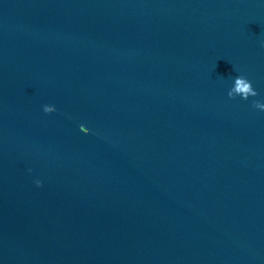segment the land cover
I'll use <instances>...</instances> for the list:
<instances>
[{"label": "water", "instance_id": "water-1", "mask_svg": "<svg viewBox=\"0 0 264 264\" xmlns=\"http://www.w3.org/2000/svg\"><path fill=\"white\" fill-rule=\"evenodd\" d=\"M256 102L261 0H0V264H264Z\"/></svg>", "mask_w": 264, "mask_h": 264}, {"label": "clouds", "instance_id": "clouds-1", "mask_svg": "<svg viewBox=\"0 0 264 264\" xmlns=\"http://www.w3.org/2000/svg\"><path fill=\"white\" fill-rule=\"evenodd\" d=\"M262 3H264V0H261ZM228 95L230 97L240 95L242 98L246 99L249 96L255 97L257 95V92L254 90L251 81L246 79L243 76H237L235 78V87H233L229 92ZM255 107L259 108L261 110H264V103L256 102ZM52 106L50 105H43V111L49 112L52 111ZM31 171V170H29ZM37 186L41 185V182L39 180L35 181Z\"/></svg>", "mask_w": 264, "mask_h": 264}]
</instances>
